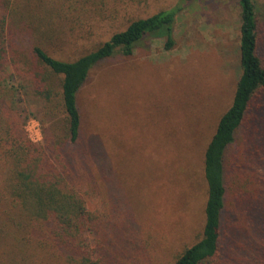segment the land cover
<instances>
[{"label": "trees", "instance_id": "16d2710c", "mask_svg": "<svg viewBox=\"0 0 264 264\" xmlns=\"http://www.w3.org/2000/svg\"><path fill=\"white\" fill-rule=\"evenodd\" d=\"M79 1L82 5L78 7L85 9L87 0ZM189 1L194 0H181L169 9L134 19L89 49L92 38L87 33L94 35L96 24L81 13H63L51 20L33 11L15 13L12 0H0V69L8 61L21 59L14 60L16 53L32 43V63L24 59L25 67L34 74L35 92L30 94L34 97L29 95L28 101L37 98V110L30 114L41 123L45 138L40 143L27 136L24 119H20L25 110H18L9 95L15 96L20 89L0 83V233L18 241L20 248L18 256L8 253L10 264L148 262L146 256H139L144 244L124 231L123 236L119 233L120 197L111 191L119 187L114 152L104 134L92 131L89 138L83 136L79 93L97 64L117 54L134 55L146 38H163L165 48H173L177 16ZM68 4L64 6L68 8ZM238 4L241 73L232 103L221 114L204 150L207 197L203 233L172 264H225L228 257L231 264H264V146L260 148L255 141L259 137L250 132L245 140V161L241 152H230L253 104L264 100L260 4L257 0H238ZM69 8L74 12L71 5ZM6 29L9 36L3 38ZM77 39L88 42L76 45ZM47 45L75 56L55 57ZM11 73L2 75L0 81L13 77ZM80 145H86L87 157L77 156ZM92 154L101 156L100 163ZM99 175L108 189L107 201L101 195ZM244 213L245 221L240 218ZM125 218L130 219L128 211ZM240 224L245 227V245H236L234 239ZM232 236L234 243L230 244L227 239L232 243ZM235 246L244 254H238Z\"/></svg>", "mask_w": 264, "mask_h": 264}, {"label": "rangeland", "instance_id": "374dc122", "mask_svg": "<svg viewBox=\"0 0 264 264\" xmlns=\"http://www.w3.org/2000/svg\"><path fill=\"white\" fill-rule=\"evenodd\" d=\"M12 1L15 13L33 11L51 20L63 13H81L96 24L94 35L86 32L92 38L87 45L91 49L132 20L169 9L181 0H87L85 9L78 7L82 5L79 0ZM64 3H69L68 8ZM257 3L260 33L264 37V0ZM184 7L175 22L173 48L166 49L163 38H146L134 55L117 54L97 64L79 93L83 136L89 138L92 131L104 134L114 152L119 187L111 191L120 197L119 233L123 236L124 231L144 244L139 256H146L148 262L142 264H172L185 247L202 236L207 197L204 150L221 114L232 103L241 73L238 0H194L185 2ZM7 29L3 38L9 36ZM84 42L88 41L77 39L76 45ZM261 43L264 56V39ZM31 44L16 53L15 61L21 57L17 62L4 63L0 78L10 72L13 77L0 83L20 89L15 96L9 94L11 102L18 110H25L20 119H24L27 136L43 143L42 125L30 114L37 110V98L30 100L33 103L28 101L35 92L34 74L24 61L26 57L32 63ZM47 46L55 57L75 56ZM250 132L259 137L255 141L263 147L264 100L253 104L248 121L239 129L237 143L230 150L241 152L244 161L245 140ZM85 149L86 145L78 146L77 156L87 157ZM92 155L100 163L101 156ZM243 170L245 173V166ZM102 178L99 175L101 195L107 201L108 189ZM126 211L130 219L125 218ZM240 218L245 221V213ZM1 232L0 264H10L8 253L20 255L19 242L6 239ZM234 239L236 245H245L242 224ZM227 240L234 243L233 236L232 243L230 238ZM232 248L244 254L236 246ZM228 258L225 264H231Z\"/></svg>", "mask_w": 264, "mask_h": 264}]
</instances>
